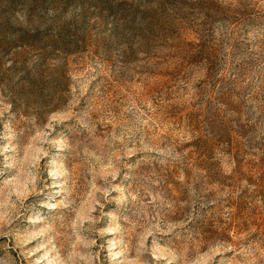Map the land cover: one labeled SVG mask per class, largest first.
<instances>
[{
	"label": "rangeland",
	"instance_id": "obj_1",
	"mask_svg": "<svg viewBox=\"0 0 264 264\" xmlns=\"http://www.w3.org/2000/svg\"><path fill=\"white\" fill-rule=\"evenodd\" d=\"M0 264H264V0H0Z\"/></svg>",
	"mask_w": 264,
	"mask_h": 264
}]
</instances>
